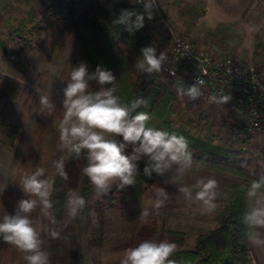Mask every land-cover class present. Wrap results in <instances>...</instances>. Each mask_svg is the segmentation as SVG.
<instances>
[{
	"label": "rangeland",
	"instance_id": "rangeland-1",
	"mask_svg": "<svg viewBox=\"0 0 264 264\" xmlns=\"http://www.w3.org/2000/svg\"><path fill=\"white\" fill-rule=\"evenodd\" d=\"M7 2L0 12L5 17L20 16L21 12L28 10L21 0ZM0 3L3 5L4 0H0ZM174 4L173 0L162 2V5H167L171 13L179 6ZM257 8V14L250 18L242 16L231 20L240 22L246 30V36L238 49L230 55L255 62L259 75L264 77V49L261 45L264 40L263 0H258ZM225 19L229 18L206 16L202 18L200 24L209 26ZM64 20L62 6L58 4L36 8L32 23H27L22 28V38L12 33V40L6 43L5 48H0V78L16 80L22 84L16 101L4 99L0 105V123L14 124L19 128L15 151L10 153L0 149V217L6 212L13 214L18 200L26 198L19 186L22 173L34 171L36 167H44L46 175L52 176L55 173L53 161L62 152L58 147L59 132L56 125L63 115V88L66 86L72 67L82 62L78 58V50L72 40L59 47L53 54L56 31ZM246 20L248 22L244 25L243 21ZM177 23L174 24L177 31L185 32L197 41H206L221 52L218 46L207 39L208 31H205L201 25L186 31L179 19ZM1 30L6 31V26L3 25ZM22 47L26 48L21 63L25 73L17 64V55L14 52L15 49ZM160 79L162 80L161 76ZM174 85V83L169 84L175 92V98L167 120L179 128L189 129L193 126L208 128L214 136L225 140L228 144L242 146L244 152L241 165L252 174L261 176L264 173V124L247 130L245 126L247 107L239 105L234 107L230 101L226 104L208 103V95H222L215 88H202L203 95L192 101L187 97L179 98ZM98 88L99 85L95 81L90 82V90ZM41 94L49 95L55 105L50 114L39 105ZM126 151L130 154L131 148ZM145 162L146 158L138 163ZM171 175L169 173L159 176L154 173V180L146 185L140 205L130 201L123 206L106 208L105 239L109 246L107 248L91 246L89 242L92 225L97 220L95 203L101 199L92 189L90 196L85 198V208L76 219L68 223L60 239L53 240L42 233L45 241L44 249L48 252V247L53 246L50 264H96L99 261L103 264H119L118 257L125 248L135 246L144 239L162 240L166 237L167 229L185 232L182 248H192L198 234L216 226L215 217L227 204L231 185L243 180L195 163L193 171L186 176L185 182L191 183L197 177H213L219 183V191L228 194L227 199L221 197L218 200V209L214 214L200 215L183 201L176 190L177 186L169 183ZM154 185L165 187L169 192V199L158 215H152L148 223H142L139 213L144 208L151 209V190ZM77 192L82 195L80 191ZM113 192L116 196H120L123 190L116 192L113 189ZM31 215L34 219H42L39 209ZM65 220H67L66 210L62 222ZM0 264H26V262L14 246L0 239Z\"/></svg>",
	"mask_w": 264,
	"mask_h": 264
},
{
	"label": "clouds",
	"instance_id": "clouds-1",
	"mask_svg": "<svg viewBox=\"0 0 264 264\" xmlns=\"http://www.w3.org/2000/svg\"><path fill=\"white\" fill-rule=\"evenodd\" d=\"M143 5L144 12L122 8L112 21L114 25H123L132 34L144 27L145 15L153 19V9L158 0H132ZM168 56L154 46L141 49V56L135 68L151 76L160 73ZM172 75L175 72L170 70ZM206 75V73H204ZM95 81L98 89L90 90V82ZM116 77L111 70L97 65L90 72L85 62L73 66L63 88V115L56 127L59 132L58 147L67 153L53 161L54 176H48L44 167L23 172L19 186L26 198L16 204L13 214L5 213L0 217V239L14 246L26 264H50V254L44 249L42 233L51 239H60L61 234L71 220L76 219L86 206L85 198L77 191L69 189L64 201L67 220L61 222L56 217L53 195L56 188V176L68 181L66 161L71 158L86 163L81 171L90 181L96 196L105 197L120 192L127 186H134L140 175L139 161L145 160L143 175L149 178L153 173L165 176L171 173L169 183L183 201L200 215H212L218 209V200L227 199L228 194L219 191V183L213 177H197L191 183L185 182L186 176L195 167V161L189 151V141L182 134L169 132L149 126L151 119L147 111L149 101L142 96L129 103L121 101L116 95ZM205 80L197 77L196 82L185 87L177 79L174 87L177 96L188 100L199 99ZM228 94H210L208 103L226 104ZM39 105L50 114L55 105L47 94H41ZM122 138V139H121ZM131 148L129 154L126 150ZM246 192L247 209L242 222L245 225L243 239L251 245L264 249V176L254 179L250 185L241 186ZM169 199L165 187L154 185L151 190V209L144 208L139 213L142 223H148L149 217L158 215ZM39 209L42 219H34L32 213ZM178 244L168 239L154 238L141 240L135 246H129L118 257L119 264H177L173 259Z\"/></svg>",
	"mask_w": 264,
	"mask_h": 264
},
{
	"label": "trees",
	"instance_id": "trees-1",
	"mask_svg": "<svg viewBox=\"0 0 264 264\" xmlns=\"http://www.w3.org/2000/svg\"><path fill=\"white\" fill-rule=\"evenodd\" d=\"M26 4V11L20 16L5 17L0 14V48H5L7 42L12 40L11 34L15 33L22 38V28L27 23H32L34 10L40 7L62 6L65 20L58 25L53 54L59 47L74 42L78 50L80 61L88 65L89 70L95 71L97 65L111 70L116 77V87L122 102L129 103L132 99L142 96L149 101L148 108L138 111H147L151 117L149 126L157 127L169 132L175 131L184 135L189 141V151L196 164L217 172H224L243 179L231 185V193L227 204L215 217L216 226L198 234L192 248H182L185 232L167 229L166 237L175 241L179 248L173 259L177 264H246L248 262L249 244L243 239L245 225L242 217L247 209L246 192L241 186L250 185L254 179L264 176L252 174L241 165L244 148L233 146L225 140L211 133L208 128L199 126L189 129L179 128L167 120L175 98V92L164 83L158 73L149 76L135 68L137 59L141 56V49L153 46V34L149 26L134 31L132 34L125 30L123 25H114L112 21L119 15L122 8L135 9L136 3L132 0H21ZM180 9L178 19L186 31H191L205 6V0L179 1ZM139 12V11H138ZM19 15V14H18ZM5 25L7 30L2 31ZM246 36L245 28L239 21L219 22L207 32V39L221 49L223 54L235 52ZM264 49V40L261 42ZM17 64L22 68V61L26 48L15 49ZM22 71H25L22 68ZM185 87L190 84L184 83ZM22 84L12 79L0 78V105L4 99L16 101ZM19 134L18 126L0 123V148L9 152L15 151L16 139ZM62 151L57 159L66 156ZM264 155V154H263ZM56 160V159H55ZM86 163L83 156L80 159L71 158L66 161L68 181L56 176V188L53 195L56 217L63 221L64 201L69 189L80 191L84 198L92 193V185L88 178L82 174V167ZM145 163H139L140 175L134 186H127L120 196L114 192L101 197L95 203L96 222L91 228L90 244L98 248H107L106 208L117 205H126L133 201L140 205L145 187L154 180L143 175ZM55 173L52 175L54 176ZM109 247V246H108ZM50 259L53 255V246L48 247ZM101 264L100 261L99 263Z\"/></svg>",
	"mask_w": 264,
	"mask_h": 264
},
{
	"label": "built area",
	"instance_id": "built-area-1",
	"mask_svg": "<svg viewBox=\"0 0 264 264\" xmlns=\"http://www.w3.org/2000/svg\"><path fill=\"white\" fill-rule=\"evenodd\" d=\"M136 6L139 12H144L142 4L136 3ZM144 24L152 31L157 54L163 51L168 56V62L158 73L163 81L175 84L179 79L194 84L197 77H202L205 80L202 88H215L221 94L230 95L234 107H247V130L264 124V77L259 75L255 62L223 54L206 41H197L177 31L165 14L161 0L153 9V19L145 15Z\"/></svg>",
	"mask_w": 264,
	"mask_h": 264
},
{
	"label": "crops",
	"instance_id": "crops-1",
	"mask_svg": "<svg viewBox=\"0 0 264 264\" xmlns=\"http://www.w3.org/2000/svg\"><path fill=\"white\" fill-rule=\"evenodd\" d=\"M7 1L11 2V0H4L3 5H1L0 3V12L7 5L8 3ZM163 1L165 2V0H162V2ZM173 1L178 6L179 1L184 2V1H190V0H173ZM257 4H258V0H205L204 9L200 13L195 26L198 27L201 25L205 31H209L211 28H213L217 24V23H214L213 25H209V26H205V25L203 26L202 24H200V22L202 23L203 21L202 18L204 19L206 16H223V17L229 18V19H225V21H222V22L231 21L233 19H239L242 16L250 18L251 16L257 14V9H258ZM162 6H163L165 14L172 20L174 24L176 23L175 25H177L178 24L177 14L180 9V6H178L177 10H175L173 13H171L167 9L166 7L167 5L166 6L162 5ZM247 22H248L247 20L243 21L244 25L247 24ZM101 264H103L102 261H101ZM246 264H264V249H260V248H257L249 244L248 262Z\"/></svg>",
	"mask_w": 264,
	"mask_h": 264
}]
</instances>
